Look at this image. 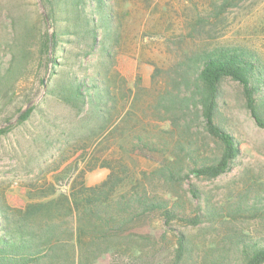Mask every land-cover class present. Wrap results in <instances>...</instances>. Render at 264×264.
Masks as SVG:
<instances>
[{"label": "rangeland", "instance_id": "1", "mask_svg": "<svg viewBox=\"0 0 264 264\" xmlns=\"http://www.w3.org/2000/svg\"><path fill=\"white\" fill-rule=\"evenodd\" d=\"M85 2L77 7L73 0H63L52 22L42 0H0V130L5 131L0 134V193L12 203L30 194L50 193L51 185L57 194L67 193L82 173L89 186L108 176L109 168L102 167L94 153L111 131L99 140L91 139L100 123L94 108L59 98L66 84L99 76L108 55L113 57L109 71L116 80L114 90L121 97L124 82L127 95L133 89L130 105L141 85L145 92L137 104L142 108H150L161 93L174 91L183 98L192 94V83L185 82L183 74L194 53L241 46L264 58V0ZM45 32L49 37L57 34L58 43L47 55L55 54L54 64L46 63ZM15 54L25 56L24 60H13ZM32 105L30 116L21 120ZM219 111V123L236 138L240 153L217 179L191 175L172 189L144 175L158 166L154 156L171 145L170 136L182 134L187 146L217 153V144L204 130L194 105L167 115L153 108L147 115L141 113L148 131L143 133L160 144L154 150L125 156L114 142L104 144V155L114 151L117 160L124 158L134 176L155 192L174 194V201L190 216L206 206L218 216L195 226L178 220L167 225L161 215H154L138 232L140 237L151 232L155 240L148 241L145 257L123 253L102 264H173L180 234L190 241V264H202L208 249L224 241L228 260L237 264V254L227 244L233 233L247 234L264 244V129L246 107L243 86L234 80L222 84ZM89 144V151H84ZM193 186L200 199L189 192ZM233 209L242 211L233 217L229 213Z\"/></svg>", "mask_w": 264, "mask_h": 264}, {"label": "trees", "instance_id": "2", "mask_svg": "<svg viewBox=\"0 0 264 264\" xmlns=\"http://www.w3.org/2000/svg\"><path fill=\"white\" fill-rule=\"evenodd\" d=\"M42 1L48 18L54 22L57 11L63 7V0ZM73 1L77 7L86 3L85 0ZM95 1L104 5V0ZM43 38L46 63L54 64L57 62L55 54L47 55L58 43L57 34L54 32L52 42L47 32ZM17 57L15 54L13 60L25 58ZM110 59H113L112 55H108L101 64L103 68L98 72L99 76L68 83L59 94V98L67 103L94 108L100 123L99 131L91 139L99 140L111 131L94 153L97 162L109 168L108 176L100 184L89 186L82 173L72 182L67 193L57 194L51 185L50 193L30 194L22 202L12 203L4 193H0V264H102L106 259L123 253L130 254L132 258L145 257L147 243L154 239L151 232H145L142 237L138 232L152 216L161 215L167 225L178 220L195 226L218 216L208 206L198 207L195 216H190L182 210L178 200L174 201V194L155 192L134 176L124 158L117 160L114 151L104 155L107 148L104 144L114 142L125 156L154 150L160 144L143 133L148 131L144 128L141 113L147 115L153 108L155 113L167 115L184 112L194 105L204 120V130L217 144V153L210 155L209 150L187 146L182 134L179 138L170 136L168 141L171 145H165L160 156H154L159 159L158 166L144 175L172 189L181 187L191 175L206 180L219 178L231 168L240 153L236 138L219 123L222 84L230 79L243 86L246 107L264 129L263 56L241 46H219L194 53L188 57V70L183 74L185 82L192 83V94L183 98L174 91L161 93L150 108L137 104L141 93L145 92L141 85L130 105L128 102L133 89H128L127 95L125 82L121 97L118 95L113 88L116 80L110 76ZM41 84L44 85L43 79ZM33 109L32 105L23 113L21 120L27 119ZM4 132L0 130V134ZM89 147L90 144L84 151H89ZM189 192L200 199L194 186L189 188ZM240 211L233 209L229 213L234 217ZM227 244L234 248L237 264H264L262 242L247 234L233 233L228 236ZM222 245L225 241L210 247L200 263L232 264ZM176 246L173 264H190L192 251L189 239L180 234Z\"/></svg>", "mask_w": 264, "mask_h": 264}, {"label": "water", "instance_id": "3", "mask_svg": "<svg viewBox=\"0 0 264 264\" xmlns=\"http://www.w3.org/2000/svg\"><path fill=\"white\" fill-rule=\"evenodd\" d=\"M50 42H52V36H50ZM44 82H45V80H44Z\"/></svg>", "mask_w": 264, "mask_h": 264}]
</instances>
